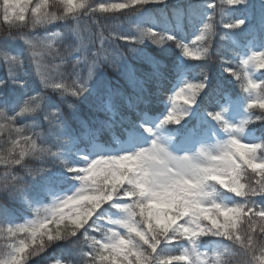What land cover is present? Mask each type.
I'll use <instances>...</instances> for the list:
<instances>
[{"label": "snow or ice", "instance_id": "snow-or-ice-1", "mask_svg": "<svg viewBox=\"0 0 264 264\" xmlns=\"http://www.w3.org/2000/svg\"><path fill=\"white\" fill-rule=\"evenodd\" d=\"M0 24V264H264V0Z\"/></svg>", "mask_w": 264, "mask_h": 264}, {"label": "trees", "instance_id": "trees-1", "mask_svg": "<svg viewBox=\"0 0 264 264\" xmlns=\"http://www.w3.org/2000/svg\"><path fill=\"white\" fill-rule=\"evenodd\" d=\"M113 2H119V0H113ZM6 27H7L6 25L0 24V34H2L5 31ZM118 27H127V25L126 24L125 25H118ZM105 35L107 36L108 33L106 32ZM218 65H219V61H214V67H213L214 74L217 73L219 70ZM2 75H3V71L0 70V76H2ZM226 79H229V77H226ZM0 171H2V169H0Z\"/></svg>", "mask_w": 264, "mask_h": 264}]
</instances>
